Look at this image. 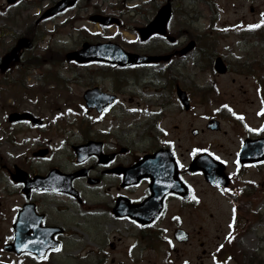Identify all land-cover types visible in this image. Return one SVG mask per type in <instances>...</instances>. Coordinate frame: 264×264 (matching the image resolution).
I'll use <instances>...</instances> for the list:
<instances>
[{
    "label": "flooded vegetation",
    "instance_id": "flooded-vegetation-1",
    "mask_svg": "<svg viewBox=\"0 0 264 264\" xmlns=\"http://www.w3.org/2000/svg\"><path fill=\"white\" fill-rule=\"evenodd\" d=\"M56 1L58 0L54 2L49 0L48 6H54ZM152 1L154 0L146 2ZM167 1L158 0L155 13L146 16L143 23H149ZM194 1H200L205 6L217 2V0ZM82 3V0H78L71 8L46 19L55 22L58 18L73 12L72 17H66L63 22L56 23L52 29L53 34L63 28L70 35H82L79 40L74 38L78 41L65 52L64 57L68 52L79 51L85 43L118 42L103 37V33L99 31H92L93 26H98L101 30L111 28L101 25V22L95 20V16L118 17L122 21L118 29L122 32L125 27L129 29V23L133 22L135 17L141 15L137 6L126 10L122 5V7H115L113 11H105L95 4H88L84 9ZM179 4L180 0H171L172 13L168 30L175 18L177 21L182 20L180 19L183 16L182 7ZM188 8H191L190 3ZM184 16L189 19L191 11L189 15L185 12ZM82 21L93 26L87 28L86 24L79 25ZM170 32V35H157L142 42L143 44L138 42V37L128 45L122 44L128 51L135 52V50H142V46L152 41L164 42L166 51L157 54L170 55L171 58L164 63V67H158V69L156 66L160 64L154 63L122 68L114 63H106L104 60L91 59V61L79 62L75 59L67 60L66 57L70 68L69 76L64 77L67 79L64 83L54 84L52 96H63L65 101L71 103L73 94L67 87L85 84L82 95L83 104L80 103L78 107L70 108L69 106L68 112L74 115L72 127L81 139L70 145L72 157L71 161L69 160L70 166L59 161L57 157L60 152L51 145V141L46 143L43 138L36 140L37 144L31 152V157L35 162H43L44 167L30 164L29 166L15 164L13 167L7 164L2 165L1 170L6 172L5 175L0 174V264H71V261L77 260L78 257L71 251L70 243L73 234L70 223L75 222L72 219L75 218L76 209H83L88 193L91 192L97 203L96 209L99 208L97 210H100L102 216L105 211L111 220L132 222L138 228V232L147 237V243L153 249H155L152 243L154 235L161 241L167 232V225L164 223L166 218L209 217L216 214L222 205H228L232 210L231 218L226 223L230 231L224 233V243L221 246L217 245L220 250L222 247L227 248L229 243L233 242V236L239 233L240 228L246 226L242 227V223L247 220L249 209L254 208V202L249 199L250 192L254 189L252 188L254 180L247 178V171L251 167L257 168L263 165L264 162L259 165L244 163L239 161V154L240 148L247 139L264 137V104L257 93L261 104L257 111L258 120L250 124L244 118L246 114L244 108L234 102L221 101V97H215L214 100L206 102L205 98L199 96L203 111L195 112V96L199 93L201 95V89L185 85L182 81V70L188 68L185 63L187 56L192 54L200 58L205 50L193 49L188 54H184L182 49L186 42L180 39L181 31L170 30ZM257 45L264 48L263 43ZM27 50L31 49H23L20 61L13 62L6 69L8 72L17 68L19 81L24 87L31 86L25 81L32 69L29 64L30 57L24 58ZM195 66L200 72L203 69L211 70V64L197 63ZM80 68L85 69L86 74L79 73ZM229 70L226 74H229ZM130 79L147 89H150V86L155 87L158 97L162 94L167 96L169 93L171 102L154 104L151 107L152 110L148 111L140 105L134 110L131 109L130 106L125 105V99H123L126 95L125 87ZM38 80L36 78V82H39ZM108 80L110 84L106 83ZM178 86L186 91L190 106L186 107L181 102L177 94ZM30 94H41V99L45 100L48 91L47 88H36L29 91L28 95ZM86 94H89L90 98L86 99ZM128 99L131 103L134 102L132 97ZM171 103H176L178 109L170 110ZM205 103H209L212 107L207 109ZM194 114L200 119H206L205 126L204 128L190 127L188 129L190 146L179 152L177 141L170 137L171 134L168 131L162 129L161 124L171 115L183 119L184 116H194ZM230 115H233L235 119L231 120V125L228 126L231 130H227L222 124ZM216 119L220 120L221 126L216 130L206 128L207 121ZM46 123L44 118L42 127L32 126L30 121L24 122L30 128L37 130L44 129ZM128 124L137 126V131L142 133L126 134ZM211 132L220 133L224 137L232 135L235 139L233 146L225 148L222 143L219 147L211 143L209 140ZM80 146H87V148L79 153L77 147ZM162 148L170 149L174 153L178 164V175L182 182L177 185L175 182L170 184L167 181L162 187L157 185L160 176L155 172L161 170V166L154 165H147L145 171L147 174L139 178L127 177L128 172L135 165L144 158L147 159L146 162H150L153 158L151 155L161 151ZM43 150L47 151L45 155L40 153ZM197 158H201L200 168L192 167ZM211 158L217 163H212ZM1 159L3 157L0 155ZM17 166L25 170L29 178L22 180L15 178ZM207 171L220 175L223 182L228 177L230 185L225 189L214 186L206 179ZM24 180L29 181L30 185L28 186ZM174 185L176 186L172 188ZM83 213L82 216L88 215L85 211ZM143 213L154 218V223L143 224L139 221L137 217L140 218ZM95 215L98 220L100 214L95 213ZM192 237L193 235L189 232V242ZM110 245L112 249L116 248L115 243L110 242ZM218 258L219 253L215 254L214 260ZM111 262L113 263L114 259ZM89 264H108V256L104 253L94 263Z\"/></svg>",
    "mask_w": 264,
    "mask_h": 264
},
{
    "label": "rangeland",
    "instance_id": "rangeland-1",
    "mask_svg": "<svg viewBox=\"0 0 264 264\" xmlns=\"http://www.w3.org/2000/svg\"><path fill=\"white\" fill-rule=\"evenodd\" d=\"M82 1L84 9L88 4H95L105 11H113L114 7H122V5L127 10L140 4L138 7L142 14L139 17H135V20L129 23V29L125 27L122 32L117 26L101 30L98 26H93L86 21H82L79 24H86L87 28L93 26L92 31H99V33H103V37L114 39L125 45L134 42L138 36L134 29L143 25V19L148 15L151 16L150 8H155V4L158 2V0L152 2H146L150 0H122V2L120 0ZM7 2L8 0H0V7H7ZM32 3H34L35 7L25 2L20 7H16L15 13L11 15L9 20H4L0 16V59L7 51L6 49L11 47L16 41L15 36L21 34L44 11L49 4V0H34ZM187 3L188 0H180L181 7H187ZM216 4L220 7V19L216 29L208 28L210 18H212L211 15H213L210 8L199 1L190 0L191 18H193L191 24H187L185 20H181L180 23L175 18L170 30L174 32L181 31L180 39L186 43L189 42L186 35L194 31L200 36L198 39L200 48L204 49L205 53H218L221 55L231 65L232 72L225 75H216L210 69H208L209 71L200 72L195 66L194 56L191 54L185 58L188 68L182 70V81L190 88L194 86V83L203 86L209 81H215L214 84L219 92H214L213 87L208 85L207 89H205L204 98L213 99L215 96L220 95L221 101L234 102L245 109L246 114L244 116L248 124L255 123L258 120L257 111L261 105L256 93L257 82H255L253 76L237 72V69L241 66L239 61L244 60L248 55L256 56L257 60L264 59V51L262 47L257 45L261 42L259 33L264 31V24L261 23L264 20V0H217ZM72 16L73 12H70L66 16L58 18L55 22L44 21L42 24L40 38L35 41L33 49L25 52L24 58L35 57V55L39 54H41L42 58H46L44 56L46 52H49L50 55L46 60H43L46 65L31 69V73L25 79L28 85L36 87L43 79L57 78L58 74L63 78L69 76L70 68L64 54L73 47L72 45L82 35H70L63 28L53 34L54 30L52 29L56 23H61L66 17ZM249 25L260 26L250 28ZM261 28L263 29L260 30ZM255 33H258L257 36ZM262 37L264 38V34ZM74 38L78 40L75 41ZM58 52L61 53L62 64L57 59ZM49 58H51V62L48 61ZM202 63L205 62L202 61ZM164 66L165 64L161 63L156 66V69ZM16 69L13 68L12 71L8 70V72L4 73L0 71V155L3 157L0 160V174L5 175L6 172L1 170L3 164H7L10 167L15 164L44 167L45 164L43 162H35L31 157V152L37 144L36 140L38 138H43L46 143L51 141V145L60 152L57 157L59 161L66 166H70L69 160L71 161L72 159L70 145L74 141L80 140L81 137L76 135L77 131L73 130L72 127L74 115H70L68 112L71 107H78L80 103L83 104L82 95L85 84H74L73 87H67L68 91L73 94L71 103L70 101H65L63 96H52L53 89H55L54 84L48 85V94L45 96V100L41 99V94H30L21 97L22 94L17 95V89H12L20 82L19 70L17 71ZM78 72L86 74L85 69L82 68ZM36 78L39 79V82H36ZM12 82L15 84L14 86ZM106 83L110 84V80ZM133 84L135 82L130 79V82L125 87L126 95L123 97L125 105L130 106L133 110L138 105L146 111L152 110L151 107L154 104H169L172 100V98L168 97L169 93L167 96L162 94L161 97L160 95L158 97L155 87L150 86L151 88L147 89L137 83L135 86ZM129 97L134 99L133 103L129 101ZM194 104L196 107L195 112L200 113L203 111L199 95L195 96ZM205 107L209 109L212 106L209 103H205ZM169 108L170 110L178 109L176 103H171ZM26 109L43 117L47 122L46 127L37 130L30 128L27 124L12 125L8 122V113ZM231 120L233 119L227 116L226 122L222 124L224 129L231 130L228 127L231 125ZM205 122L206 119H200L195 114L194 116H184L183 119L182 117L171 115L166 122L161 124V127L171 134V138H175L180 152L190 146L188 129L190 127L204 128ZM126 131V134L129 133L130 135L142 133L137 131V126L130 124H128ZM179 138L180 140H178ZM209 140L218 147L222 143L225 148L232 147L235 141L232 135L224 137L222 134L214 132L209 133ZM180 144L181 148H179ZM247 172V178L259 183L257 191L252 198L254 211L247 216V220L243 221L242 227L246 226L240 228L239 233L234 236L233 239L236 241L232 245H228L227 248L222 247L220 250L217 245L220 244L221 246L224 243V233L230 231L226 226L232 215V210H230L228 205H222V208L216 211V214L209 217L166 218L164 223L167 225V232L163 236L165 242L161 240L163 244L157 245L153 249L147 243V237L139 233L138 228L132 222L111 220L105 211H103L104 215L102 216L101 212H99L100 210H97L99 208L96 209L97 203L91 192L88 193L87 202L83 209L79 208L76 209L75 213L72 212L75 214V218L72 219L75 222L70 223L71 233L73 234L70 244H72L71 251L74 252L78 259L71 261V264L94 263L104 253L108 256V264H118L122 261L124 264H240L237 261H243V264H250V260L249 262L246 260L243 250L253 254L251 257L257 256L255 262L251 264H262L264 262V165L257 168L251 167ZM83 210L88 213L87 216H82L84 214ZM95 213L100 214L98 220ZM89 218L91 219L90 221ZM179 225L185 230H189L193 235L190 242L175 241L174 229ZM110 242L115 243V249L111 248ZM217 253H219V258L214 260ZM112 259H114L113 263L111 262Z\"/></svg>",
    "mask_w": 264,
    "mask_h": 264
},
{
    "label": "water",
    "instance_id": "water-1",
    "mask_svg": "<svg viewBox=\"0 0 264 264\" xmlns=\"http://www.w3.org/2000/svg\"><path fill=\"white\" fill-rule=\"evenodd\" d=\"M17 0H8L9 3L11 2H16ZM76 0H61L59 1L58 4L55 5V7L48 9L46 12H44V16L42 17L44 19V17L47 16H51V15H55L56 12L58 11H62L64 10L67 6L69 5H73L75 4ZM171 15V4L170 2L166 3V5L162 6L161 9L159 10V12L157 13L156 17L153 19V21L151 23H149L148 25H146L144 28H140L139 32L141 33V37L143 40H146V38L150 37L151 35L155 34L156 32L158 33H162L165 34L166 33V25L167 22L170 18ZM96 20H98L99 22H102L105 25H110L113 22H118L119 21L113 19L112 17H105V16H97ZM172 39V38H171ZM196 45L195 41L190 42V44L185 47L182 52L184 53H188V51H190L191 49H193ZM32 46V42L29 38L27 37H23L22 39H20L17 43V45L12 49L11 52H9L8 54H6L3 58H2V63L0 65V69L1 70H6L8 68V66L13 63V61H19L20 59V54L23 51V48L26 47H31ZM67 59H75L78 60L79 62H85V61H91V59H96V60H105L107 62H112V63H117L120 66H124V65H133L135 63H142V62H156L158 63L161 60L167 61L169 60V58L171 56H143L140 54H133V53H128L125 52L121 49V47L117 44H107V43H101V44H88L85 43L84 47L82 49H80L79 51H75V52H69L67 54ZM215 69L218 73H223L225 74L226 70H227V65L226 63L222 60L221 57H217L215 60ZM88 97L90 98L89 94L85 95V98L88 99ZM180 97L182 98L183 101H185V104L188 103V98L187 96L184 95V92L180 93ZM26 119H30L32 120V122L36 125L41 124L42 120L41 119H37L33 114L26 112V113H11L9 116V121L10 122H15V121H22V120H26ZM219 125V122L216 121H210V123L208 124V128L214 129L217 128ZM86 149V146H80L77 147V151L79 153H81L82 151H84ZM242 152L240 154V160L241 161H246V162H263L264 160V138L260 139V140H249L246 141V143L243 145L242 147ZM40 153H43V155H45L47 153V151L43 150ZM153 157H156V159L152 158L151 161L153 163H156L158 160L157 159H161L163 158V164L164 167H162L161 170H158L157 173L162 175L165 174L168 176V178H164V179H160L157 181V185L159 186H163L164 184H166V182L169 181L170 178H172L174 180V177H172V175H175V177L177 178L175 182H177L178 180V175L177 173V168L178 165L176 164V161L174 160V158L172 157V153L168 150H162V152H158L155 153L154 155H152ZM146 160H142L139 164L135 165L131 171L128 172L127 177H141L145 173L146 168H145V164H146ZM147 165V164H146ZM172 174V175H171ZM217 175V174H216ZM215 174H211V173H207V177L212 181V182H218V178ZM27 174L23 171V170H18V174L16 176H14L15 178H18L19 180L22 179H26ZM17 179V180H18ZM27 182L28 186L29 181L24 180ZM34 182H36L35 180H32ZM141 210V208H140ZM137 219H139V221H141L144 224L147 223H152L153 222V218L146 213H143L140 218L137 217ZM176 238H178L181 241H186L187 240V234L185 233V231L178 229L177 233H176Z\"/></svg>",
    "mask_w": 264,
    "mask_h": 264
},
{
    "label": "trees",
    "instance_id": "trees-1",
    "mask_svg": "<svg viewBox=\"0 0 264 264\" xmlns=\"http://www.w3.org/2000/svg\"><path fill=\"white\" fill-rule=\"evenodd\" d=\"M32 1H34V0H22L21 3L25 2L28 5L32 6V5H34V3H32ZM14 10H15V7H10L9 9L5 10V12H3V10L0 9V15H1V17L5 18L6 20H9L11 18V15H13L15 13ZM212 23H214L213 20H212ZM23 34L24 35H27V36H30V37H33V38L34 37L38 38V36H37V29H36V26L34 25V22L33 23H30V26L23 31ZM159 48H162V46L161 47H157V49H159ZM48 55L49 54L47 53L46 56H48ZM36 63L38 64V63H40V61L39 60H36ZM248 66H249L250 69H257V70H259V68L262 67V64L261 63L260 64L258 63L257 66H253V64L250 63V64H248ZM250 261L254 262L253 257L250 259Z\"/></svg>",
    "mask_w": 264,
    "mask_h": 264
},
{
    "label": "snow or ice",
    "instance_id": "snow-or-ice-1",
    "mask_svg": "<svg viewBox=\"0 0 264 264\" xmlns=\"http://www.w3.org/2000/svg\"><path fill=\"white\" fill-rule=\"evenodd\" d=\"M262 24H264V20L261 21ZM260 25H249L250 28L259 27ZM232 225H230L231 227Z\"/></svg>",
    "mask_w": 264,
    "mask_h": 264
}]
</instances>
